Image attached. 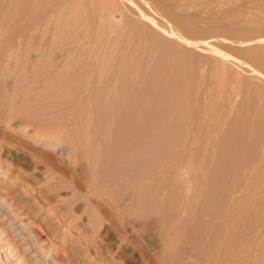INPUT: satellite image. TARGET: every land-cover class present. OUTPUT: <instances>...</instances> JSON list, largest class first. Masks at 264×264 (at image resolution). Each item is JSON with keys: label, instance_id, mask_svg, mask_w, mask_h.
I'll list each match as a JSON object with an SVG mask.
<instances>
[{"label": "rangeland", "instance_id": "1", "mask_svg": "<svg viewBox=\"0 0 264 264\" xmlns=\"http://www.w3.org/2000/svg\"><path fill=\"white\" fill-rule=\"evenodd\" d=\"M107 1L56 0L44 11L41 4L31 6L33 0L0 4L6 8L0 21L10 20L0 31V211L13 208L26 224L23 235L40 236L46 264H55L54 259L58 264H198L174 259L176 251L183 257L189 252L187 241L174 246L182 234L161 226L158 211L139 218L119 213L114 224L100 225L99 217L113 211L104 200L106 187L88 181L99 179L101 167L115 154L122 133L114 127L118 113H108V102L119 97L133 75L137 83L153 85L142 94L156 90L154 97L171 108L184 101L183 96L176 101L182 92L178 84L209 75L208 65L204 68L195 57H175L166 39L180 40L189 50L191 43L209 42L208 51L194 47L193 52L201 50L198 55L221 63V91L235 81L233 71L264 73V0L259 6L250 0H178L175 12L171 0H116L110 6ZM239 9L244 16L258 14L261 30L231 35L187 29L190 23L208 29ZM122 11L144 13L150 20L135 23L134 14ZM51 37L55 48L38 50ZM60 44L67 45L57 48ZM251 48L255 54L241 51ZM32 57L40 58L35 69ZM11 214L0 220V264H40L31 256L40 255L39 245L25 249L29 241L14 234L19 223L7 227ZM255 255L260 258V251Z\"/></svg>", "mask_w": 264, "mask_h": 264}, {"label": "bare ground", "instance_id": "2", "mask_svg": "<svg viewBox=\"0 0 264 264\" xmlns=\"http://www.w3.org/2000/svg\"><path fill=\"white\" fill-rule=\"evenodd\" d=\"M15 1L7 0V3L10 5ZM54 1L33 0L31 6L41 4L44 11ZM110 1L116 0L107 1V6H110ZM211 1L216 0L205 2L209 4ZM250 2L259 6L262 0ZM178 4V0H171L168 5L175 12ZM3 9L0 6V14L6 8ZM241 10L224 15L227 19L213 18L215 22L208 25V29H195L190 26L194 23L185 26H188L189 32L208 30L231 35L261 30L262 19L259 15L248 14L245 17ZM122 13L134 14L135 23L149 19L144 13ZM240 22L243 26H239ZM9 25L10 20L0 21V31ZM184 31H187L186 28ZM52 37L38 50H43L45 46L48 50L55 48ZM177 37L186 40L181 33H177ZM174 41L166 39L165 42L172 47L175 57H195L204 64V68L208 65L209 75L205 79L193 76L192 81L178 84L182 92L178 93L176 101L178 103L182 96L184 101L172 108L166 100L159 101L154 97L156 90L150 89L151 92L142 94V89L147 90L153 85L137 83V74L133 75L131 83L120 87L117 99L108 100V113L111 110L118 113L114 118V127L122 136L117 137L115 154L113 152L111 160L101 167L104 169L99 179L88 181L90 185L97 183V187H106L104 190L108 195L104 200L113 211L107 213V217L100 216L98 222L100 225H111L116 222L119 213H129L139 218L152 216L158 211L160 215L156 221L161 226L172 227L182 234L178 235L180 237L174 246L179 248L187 241L186 249L189 252L183 257L176 251L173 253L174 259L184 263L192 259L198 264H264V73L252 69L247 76L238 70L233 71L235 81H232L229 90L221 91L218 84L221 63L198 55L201 50L197 54L193 52L194 47L208 51L209 42L204 39L198 41L200 44L189 42L194 46L189 50L179 43L180 40ZM65 46L56 45L57 48ZM252 49L241 51L249 54ZM213 51L216 52V49ZM71 52L66 51V54ZM217 52L221 54V51ZM39 60V57H32L31 69H35ZM185 64L186 61L181 62L182 66ZM204 80L206 83H203ZM167 97L172 96L167 94ZM9 213H12V218L7 227L19 223L14 234L29 241L25 249L39 245L37 251L41 256L35 251L32 259L46 264L48 257L43 243H39L40 236L33 231L23 235L26 224L18 218L19 214L13 208L8 213L0 211V220L7 218ZM257 250L260 251V258L255 255Z\"/></svg>", "mask_w": 264, "mask_h": 264}]
</instances>
